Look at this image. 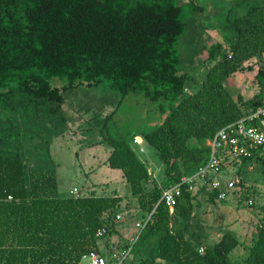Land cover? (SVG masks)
<instances>
[{"label": "trees", "instance_id": "obj_1", "mask_svg": "<svg viewBox=\"0 0 264 264\" xmlns=\"http://www.w3.org/2000/svg\"><path fill=\"white\" fill-rule=\"evenodd\" d=\"M247 1L230 0V4L239 7ZM214 2L0 0V123H8L13 129L10 137L16 135L28 150L27 154L9 151L0 140V264H81L89 252L97 251L96 232L101 230L102 235L113 228L120 196H98L93 191L58 196L54 165L31 154L39 146L31 124L42 114H60L63 92L103 81L119 99L129 93L142 95L154 103L158 114L155 121L103 139L109 147L105 163L121 171L129 195L147 217L135 236L143 228L160 232L150 257L128 263L124 258L121 264H228V253L238 244L230 231L211 243L191 242L195 194L187 183L180 185L172 207L158 201L162 188L206 161V142L219 128L242 117V110L255 111L264 100L262 65L254 74L257 91L249 98L233 97L223 86L234 72L250 71V65L242 64L264 52V3L248 5L239 15L231 16L232 6L209 11L217 21L214 28L223 33L222 42L215 40L207 50L214 62L200 81L178 69L183 18L202 14ZM51 79L59 85H52ZM138 136L155 148L164 165L159 185L152 181L145 186L146 165L128 142ZM263 151L264 143L251 148L249 156L237 157L236 172L255 161L263 165L264 173ZM235 161L223 163L221 170ZM205 185L197 186L196 192ZM248 193L246 187L238 196L251 206ZM213 196L212 190L208 198ZM262 220L243 264H264ZM106 261L112 262L110 254Z\"/></svg>", "mask_w": 264, "mask_h": 264}, {"label": "rangeland", "instance_id": "obj_2", "mask_svg": "<svg viewBox=\"0 0 264 264\" xmlns=\"http://www.w3.org/2000/svg\"><path fill=\"white\" fill-rule=\"evenodd\" d=\"M214 1L216 2L205 6L202 14L183 18L184 28L177 46L180 59L178 69L191 73L198 81L214 62L207 57L210 44L215 40L222 42L223 33L214 28L217 21L208 12L232 6L230 0ZM198 3H202V0H198ZM261 3L264 0H248L239 7L232 6L231 16L241 14L248 5ZM246 65H250L252 69L236 71L223 81V86L233 97L239 94L243 98H249L257 91L254 74L260 65L264 67V52L242 64ZM50 83L59 85L53 79ZM103 84L104 81L97 86H80L63 92L64 102L60 114H42L39 120L31 124L35 130L34 141L39 145L31 154L42 162L48 160L47 164L54 165L58 196L68 195L70 190L75 189L80 195L93 191L98 196L116 193L121 197L116 211L119 219L112 220L113 228L109 232L105 231L96 237V250L105 260H109L111 251L128 249L124 262H136L153 254L160 232H148L143 228L135 236L138 231L135 223H142L146 216L137 209L135 199L129 195V188L121 171L109 168L105 163L109 147L103 139L123 129L131 130L138 123L144 125L148 121H155L158 114L154 111V103L142 95L129 93L119 99L116 91L107 89ZM191 90L187 89L188 92ZM114 109L116 111L111 117ZM9 123L14 124L15 120ZM12 134L13 129L8 123H0V140L9 147L8 150L27 154L24 142L16 135L10 137ZM19 136L21 137V133ZM135 141L129 139L128 142L146 165L149 180L145 186H149L152 181L159 185L164 165L155 148L139 136L135 137ZM138 147L142 150L139 151ZM261 156L264 160V151ZM238 166L239 160L236 159L235 163H227L219 173L221 180L240 178L243 181L239 185L233 184L232 190L226 191L223 200L215 196L213 200L208 198L212 193L208 183L199 193L196 192L197 188L192 190L195 197L192 201L193 216L189 229L192 234L191 242L195 244L200 239L211 243L224 231H230L238 239V244L228 253V264H243L242 259L256 233V226L262 218L264 220L263 165L255 161L247 162L239 174L236 172ZM246 187L249 188L247 197L252 201L251 206H247L245 199L241 200L238 196Z\"/></svg>", "mask_w": 264, "mask_h": 264}, {"label": "built area", "instance_id": "obj_3", "mask_svg": "<svg viewBox=\"0 0 264 264\" xmlns=\"http://www.w3.org/2000/svg\"><path fill=\"white\" fill-rule=\"evenodd\" d=\"M257 121V124H252ZM135 142V139H133ZM264 143V100L262 105L255 111L242 110V117L234 122L228 123L219 128L214 136L206 142L209 147V154L206 161L197 166L194 172L182 175L177 183L162 188L158 201L166 207H172L180 195V185L187 183V188L193 190L202 183H208L216 198L221 200L226 196V191L233 187L232 179L221 180L219 173L221 165L230 159H237L239 156H249L250 149ZM139 150H141L139 148ZM219 177V178H216ZM75 193V189L70 190ZM118 218V215H116ZM147 217L142 223H135L137 228H142ZM101 235V230L96 232ZM200 250V249H199ZM128 255V249L119 252L111 251L110 264H121ZM81 264H109L97 251L89 252Z\"/></svg>", "mask_w": 264, "mask_h": 264}]
</instances>
